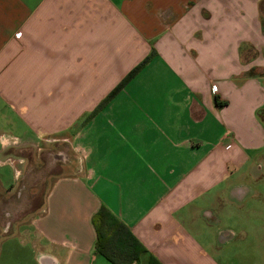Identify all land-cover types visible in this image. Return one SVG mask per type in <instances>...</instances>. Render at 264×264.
<instances>
[{
	"label": "crops",
	"instance_id": "crops-1",
	"mask_svg": "<svg viewBox=\"0 0 264 264\" xmlns=\"http://www.w3.org/2000/svg\"><path fill=\"white\" fill-rule=\"evenodd\" d=\"M58 144L39 264H113L102 206L140 264H264V0H0V166Z\"/></svg>",
	"mask_w": 264,
	"mask_h": 264
},
{
	"label": "rangeland",
	"instance_id": "rangeland-1",
	"mask_svg": "<svg viewBox=\"0 0 264 264\" xmlns=\"http://www.w3.org/2000/svg\"><path fill=\"white\" fill-rule=\"evenodd\" d=\"M59 145L35 150V152L31 150L29 159L21 164L6 162L5 165L0 166V171L4 173L5 177L4 183L12 190L13 195L6 202L14 203L13 210L9 211L10 215L4 213L3 217L5 222L12 221L14 226L13 229H10L9 235H4L8 239L3 242V247L0 245L2 250L0 264H39L36 260L37 251L33 243L23 241L21 235L16 232L20 228L28 230L24 227L43 208L48 191L56 175L60 172L61 161L60 158L55 157L62 150ZM18 157L14 158L19 159ZM23 247L26 249L23 250Z\"/></svg>",
	"mask_w": 264,
	"mask_h": 264
},
{
	"label": "trees",
	"instance_id": "trees-1",
	"mask_svg": "<svg viewBox=\"0 0 264 264\" xmlns=\"http://www.w3.org/2000/svg\"><path fill=\"white\" fill-rule=\"evenodd\" d=\"M150 54L143 62L135 67L112 91L108 97L90 115L92 117L104 106L124 85L134 77L152 58ZM93 222L97 231L96 251L113 264H140L141 255L147 250L132 229L112 213L106 206H102L94 215ZM148 264H162L151 255Z\"/></svg>",
	"mask_w": 264,
	"mask_h": 264
}]
</instances>
